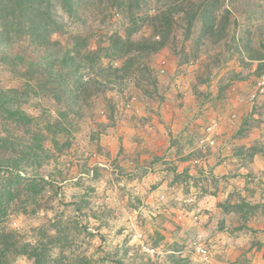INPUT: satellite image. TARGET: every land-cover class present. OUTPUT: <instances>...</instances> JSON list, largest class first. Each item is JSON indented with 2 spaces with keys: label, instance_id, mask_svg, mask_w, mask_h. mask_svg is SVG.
I'll return each instance as SVG.
<instances>
[{
  "label": "rangeland",
  "instance_id": "rangeland-1",
  "mask_svg": "<svg viewBox=\"0 0 264 264\" xmlns=\"http://www.w3.org/2000/svg\"><path fill=\"white\" fill-rule=\"evenodd\" d=\"M53 1L61 23L53 39L62 45L78 36L98 50L116 33L137 30L133 40L152 34L147 20L134 27L131 19L154 14L156 0H80L74 16ZM219 1L217 23L230 22L223 39H207L201 23L188 29L179 19L170 43L144 60L148 69L138 66L140 58L113 60L102 49L105 69L81 73L82 82L91 78L106 85L65 92L61 101L29 90L22 108L32 124L0 117V157L18 159L25 179L21 197L5 203L0 230L45 249L49 264H169V254L176 264L203 262L200 256L188 259L196 254L184 233L174 242L175 253L166 252L171 241L160 239L172 237L167 226L180 227L186 210L201 199L190 193L196 180L177 173L174 161L201 158L216 147L222 123L216 115L234 102L250 106L239 121L255 129L248 157L264 156V92L250 99L264 75V0ZM15 56L0 45V86L26 91L19 74L27 69ZM186 105L191 110L179 113ZM228 119L239 120L235 113ZM164 181L179 187L159 193ZM32 183L40 192L35 200L27 198ZM10 258L13 264H34L23 255Z\"/></svg>",
  "mask_w": 264,
  "mask_h": 264
},
{
  "label": "trees",
  "instance_id": "trees-1",
  "mask_svg": "<svg viewBox=\"0 0 264 264\" xmlns=\"http://www.w3.org/2000/svg\"><path fill=\"white\" fill-rule=\"evenodd\" d=\"M58 1L69 15H76L80 0ZM156 3L154 14L148 12L143 17L131 19L134 27L147 20L152 29L150 36L133 40L131 34L137 30L125 36L116 33L106 41V47L93 50L88 38L80 42L78 36H72L73 42L68 46L53 39L61 28L58 15L53 12L57 11L58 4L53 0H0V45L15 50L14 61H17L16 64L22 63L27 69V72L19 74L25 80L23 88L26 91L4 90L0 86V117L19 126L32 124L34 118L22 108L29 90L34 96L51 94L61 101V95L65 92L81 93L87 91V85H106L104 81L91 78L82 82L84 76L81 71H95L99 67L105 69L100 63L102 49L110 52L113 60L125 59L130 62L140 58L138 66L148 69L144 60L170 43L179 19L186 22L188 29L197 22L201 23L207 39H223L226 36L229 19L224 18L217 23L214 13L219 8V0H156ZM226 12L229 13L228 10ZM101 45L105 44L99 43ZM73 79H78L76 83L80 82L77 90L72 84ZM1 141L7 143V139ZM22 169L18 159L0 157V222L7 213L5 203H11L22 195L25 185ZM37 188V184L32 183L27 198L35 200L40 193ZM13 255L27 256L33 259L34 264H49L45 249L25 243L17 233L0 230V264H13L10 258Z\"/></svg>",
  "mask_w": 264,
  "mask_h": 264
},
{
  "label": "crops",
  "instance_id": "crops-1",
  "mask_svg": "<svg viewBox=\"0 0 264 264\" xmlns=\"http://www.w3.org/2000/svg\"><path fill=\"white\" fill-rule=\"evenodd\" d=\"M186 100L192 101L188 96ZM241 106L234 102V108L231 105V108L218 111L216 117L222 123L218 128L216 147L209 153L201 158L174 161L180 165L177 173H184L190 181L196 180V187H191L190 193L201 199L191 211L186 210L189 215L183 216L180 227L167 226L172 237L167 238L170 234L167 237L162 235L160 239L171 241L173 246L169 244L166 252L175 253L174 242L178 240L179 233L189 237L188 249L192 240L201 235L210 248V256L199 264H264V156L248 157L249 149L255 143L250 134L255 129L239 124L250 109L249 105ZM189 107H182L179 113H187L191 110ZM230 113L237 114L238 122L230 124L224 120ZM242 133L246 136L240 135ZM243 150L246 152L244 155ZM169 161L172 160L165 159V162ZM169 187L164 181L157 191L160 193L165 188L175 191L174 187ZM160 253L164 259L166 253ZM197 256L189 253L188 259L200 260ZM166 259L169 264L177 263L170 254Z\"/></svg>",
  "mask_w": 264,
  "mask_h": 264
},
{
  "label": "built area",
  "instance_id": "built-area-1",
  "mask_svg": "<svg viewBox=\"0 0 264 264\" xmlns=\"http://www.w3.org/2000/svg\"><path fill=\"white\" fill-rule=\"evenodd\" d=\"M258 90H259L258 92H255L250 96L251 100L256 99L258 97V94L264 92V75L261 77L260 81L258 82ZM234 118H236V116H234ZM211 143L213 145L214 141ZM190 248L196 255L202 257L203 259H207L210 256V248L208 247L207 244H205L204 238L201 235L194 238V240L191 242Z\"/></svg>",
  "mask_w": 264,
  "mask_h": 264
}]
</instances>
